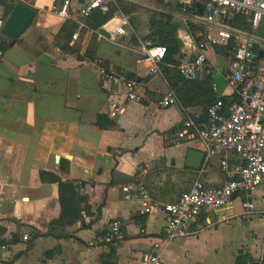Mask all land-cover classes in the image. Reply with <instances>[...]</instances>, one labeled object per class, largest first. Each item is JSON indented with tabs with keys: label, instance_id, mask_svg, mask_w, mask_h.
I'll use <instances>...</instances> for the list:
<instances>
[{
	"label": "crops",
	"instance_id": "0c3cea01",
	"mask_svg": "<svg viewBox=\"0 0 264 264\" xmlns=\"http://www.w3.org/2000/svg\"><path fill=\"white\" fill-rule=\"evenodd\" d=\"M18 1L36 13L13 44L7 40L0 59V264H146L165 222L162 205L176 201L197 178L212 187L225 181L221 154L193 169L187 153L203 152V145L176 134L184 119H203L205 93L186 91L182 102L178 83L169 82L172 72L149 74L139 52L144 40L171 34L177 58L193 59L198 18L182 13L175 1L116 0L111 6L128 23L112 36L100 33L104 24L93 28L90 16L59 18L49 11L53 0ZM0 16L7 17L2 5ZM234 19L231 26L243 27ZM205 53L219 68L227 61L223 49L207 47ZM97 58L137 83L141 99L129 102L122 116H109L110 102L123 101L126 90L119 80L101 78ZM208 79L213 94L230 93L220 75ZM168 91L176 103L162 107ZM99 115L114 126L100 128ZM53 176L77 184L76 218H60ZM136 184L161 206L139 214L135 196L122 191ZM263 210L264 187L258 186L250 198L235 195L218 212L226 220L208 224L210 214L203 211L191 223L200 229L196 236L173 239L157 252L165 264H254L264 254ZM113 220L122 230L117 245L99 240Z\"/></svg>",
	"mask_w": 264,
	"mask_h": 264
},
{
	"label": "built area",
	"instance_id": "2783aa9c",
	"mask_svg": "<svg viewBox=\"0 0 264 264\" xmlns=\"http://www.w3.org/2000/svg\"><path fill=\"white\" fill-rule=\"evenodd\" d=\"M115 1L53 0L49 11L65 21L76 17L86 18L97 9L108 11L109 4ZM165 1H175L180 4L182 13L197 17L203 35V40L195 45L193 59L177 65L178 73L186 80L209 78L216 73L230 89V93L218 96L206 107L203 119H184L176 133L179 139L198 140L203 145L204 161L214 154H221L220 169L225 181L220 186L212 187L197 178L176 201L162 205L166 213L165 222L160 236L154 238L152 243L154 251L145 256L146 264H165L158 249L173 239L196 236L200 229L193 228L191 223L201 212L210 214L208 224L224 221L227 216L218 212L226 209L235 195L243 194L248 199L254 188L264 187V0ZM237 15L248 22L249 30L230 25L229 22ZM5 19L0 16V59L3 56L1 42L4 36L1 30ZM112 20L117 21L107 27ZM127 23V17L114 10L104 23V30L112 36L122 34L123 26ZM77 37L78 32L72 34L73 40ZM207 47L223 49L227 55L223 67H217L208 59L205 53ZM139 52L149 74H159L160 63L166 53L165 46L144 40L139 45ZM95 62L101 78L119 80L126 90L123 101L110 102L109 116H122L129 102L141 99L137 83L127 79L122 69L105 68L102 58H97ZM175 103L176 97L172 91H168L159 101L162 107ZM122 191L135 196L139 203V214L151 213L161 206L142 184L124 185ZM243 206L247 213L252 212L251 201H245ZM260 216L264 238V210ZM22 238L26 240L28 235L23 234ZM99 240L117 245L122 240L120 221H111ZM254 264H264V254Z\"/></svg>",
	"mask_w": 264,
	"mask_h": 264
},
{
	"label": "trees",
	"instance_id": "16d2710c",
	"mask_svg": "<svg viewBox=\"0 0 264 264\" xmlns=\"http://www.w3.org/2000/svg\"><path fill=\"white\" fill-rule=\"evenodd\" d=\"M19 2L18 0H0V5L4 7V15L7 16L11 9L14 7V5ZM112 3H110V7L108 8V11L102 12L101 10H94L92 14L90 15V25L93 28H99L102 24H104L111 16L112 12L115 10L113 6H111ZM235 18V19H234ZM234 21L240 23L243 22V27L247 30L250 29V25L248 22L242 21L243 17L240 15H237L234 17ZM153 43L155 44H161L164 45L166 48L165 56L160 63V68L163 72L169 73L172 72L171 75H168L169 82L171 84H174L175 82L178 83L179 89L177 90V95L180 97L181 101L184 102V99H186V91H191L192 89L199 88L200 90H203L205 93V99H206V107L212 103L216 98H218L217 95L213 94L212 92V85L211 81L208 78L203 79H196V80H186L184 79L177 70V65L181 62L180 59L177 58V55L179 53V45L178 41L175 37L170 35L166 36H160V33L151 38ZM7 38L3 37V40L1 42V46L3 50L8 46L6 44ZM203 40V35L198 39L199 41ZM171 68V69H170ZM204 95V94H203ZM204 118V116L202 117ZM97 125L100 128H110L114 126V122L107 119L104 115H99L97 118ZM55 179V182L58 183L59 187V204L61 207V213L60 218H76L78 216V208L76 206L75 198H76V188L77 184L71 181H62L57 176H53ZM39 233H35L34 236H39Z\"/></svg>",
	"mask_w": 264,
	"mask_h": 264
},
{
	"label": "water",
	"instance_id": "95a60500",
	"mask_svg": "<svg viewBox=\"0 0 264 264\" xmlns=\"http://www.w3.org/2000/svg\"><path fill=\"white\" fill-rule=\"evenodd\" d=\"M180 6V4L178 3ZM35 9L22 1L17 2L7 15L1 33L13 44L35 16ZM103 35H108L103 29ZM204 158V153L197 150H189L187 153V165L193 169H199Z\"/></svg>",
	"mask_w": 264,
	"mask_h": 264
},
{
	"label": "bare ground",
	"instance_id": "6f19581e",
	"mask_svg": "<svg viewBox=\"0 0 264 264\" xmlns=\"http://www.w3.org/2000/svg\"><path fill=\"white\" fill-rule=\"evenodd\" d=\"M248 2H250V1H252V0H247ZM114 23H116V21L115 20H112L108 25H107V27H109L110 25H112V24H114Z\"/></svg>",
	"mask_w": 264,
	"mask_h": 264
},
{
	"label": "rangeland",
	"instance_id": "374dc122",
	"mask_svg": "<svg viewBox=\"0 0 264 264\" xmlns=\"http://www.w3.org/2000/svg\"><path fill=\"white\" fill-rule=\"evenodd\" d=\"M222 86H224V82H222ZM221 91H222V87H219L218 93H221Z\"/></svg>",
	"mask_w": 264,
	"mask_h": 264
}]
</instances>
